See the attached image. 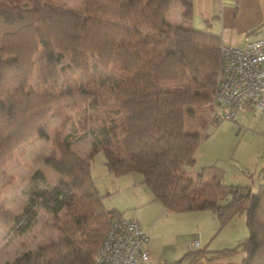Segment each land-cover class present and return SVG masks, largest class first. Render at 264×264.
<instances>
[{
    "label": "trees",
    "instance_id": "1",
    "mask_svg": "<svg viewBox=\"0 0 264 264\" xmlns=\"http://www.w3.org/2000/svg\"><path fill=\"white\" fill-rule=\"evenodd\" d=\"M171 1L85 0L68 7L48 0H0V165L35 136H47L44 123L68 96H89V109L107 115L97 128L82 124L86 130L80 137L96 136L87 157L75 153L68 133L56 130L53 144L59 157H47L44 163L67 180L50 185L37 171L35 177L46 187H31L20 214L0 205V224L13 223L26 232L35 223L37 207H43L60 232L56 240L4 264H92L107 228L121 216L106 209L91 175L96 145L105 153L108 170L140 172L153 199L168 210H212L223 224L244 211L251 235L218 250L219 255L243 251L237 264H264V167L257 193L250 185L223 184L215 165L199 169L200 178L211 176L202 181L201 198L191 193L193 179L187 172L194 167L202 136L187 131L185 122L196 107L212 100L221 41L212 32L169 21ZM180 2L182 17H189L191 1ZM38 60L51 74L65 62L62 74L79 72V83L71 80L55 92H39L31 84ZM98 69L116 73L92 75ZM211 115L209 123L221 120ZM206 251L190 250L177 263L201 264Z\"/></svg>",
    "mask_w": 264,
    "mask_h": 264
},
{
    "label": "rangeland",
    "instance_id": "2",
    "mask_svg": "<svg viewBox=\"0 0 264 264\" xmlns=\"http://www.w3.org/2000/svg\"><path fill=\"white\" fill-rule=\"evenodd\" d=\"M10 3L13 0H1ZM85 0H48L53 4H64L68 7L81 6ZM181 0H172L166 17L177 23L176 11ZM182 21V20H181ZM181 25H185L184 22ZM34 73L31 84L39 86L38 91H53L79 83V72H64L57 65L51 74L47 65L41 61ZM91 70L92 75L116 73L112 69ZM77 79V80H76ZM44 81V82H43ZM42 82V83H41ZM90 97L77 92L60 101L58 113H53L43 125L47 136H35L28 143L18 147L10 158L0 165V205L12 215L22 212L28 202L33 185L46 187L37 171L45 176L46 183L52 185L60 179L67 180L44 163V159L53 155L59 157V151L53 144L56 130L62 135L68 133L75 142L72 149L81 157H87L96 142V136L84 134L82 124L88 128L95 126L107 117L104 110L89 109L87 101ZM211 102L195 109V113L186 119L187 131H198L201 141L195 151V164L187 174L193 179L192 195L201 198L202 181L211 176H198L199 169L215 165L219 169L218 178L225 185H250L253 193L258 192L260 183L259 172L264 167V112L255 109V114L242 117L236 116L234 121L222 119L217 123H209L212 117ZM221 112V109H219ZM64 125L61 126L63 118ZM213 119V118H212ZM88 120V121H87ZM205 124V125H204ZM99 136V135H98ZM77 139V140H76ZM91 162V175L106 209L117 210L127 217H135L142 223L153 224L151 242H146V249L154 258L141 264H175L187 251L196 249L207 250L201 264H237L245 253L222 254L218 250L231 248L239 241L248 238L251 230L247 226L246 213L238 211L224 224L218 214L212 210L198 211H163V204L152 201L143 204L142 199L152 195L140 172L116 174L108 170L105 164V153L100 146H95ZM213 178V177H212ZM211 180V179H210ZM153 196V195H152ZM223 202V201H222ZM142 204V205H141ZM162 208V209H161ZM63 211L59 213L61 215ZM133 215V216H132ZM54 216L43 207H37L35 223L26 232H20L13 223L0 224V264L12 261L25 251H36L50 240H56L60 232L54 227ZM198 242V246L194 243ZM217 255L216 258L212 256ZM150 257V255H149ZM150 259V258H149Z\"/></svg>",
    "mask_w": 264,
    "mask_h": 264
},
{
    "label": "built area",
    "instance_id": "3",
    "mask_svg": "<svg viewBox=\"0 0 264 264\" xmlns=\"http://www.w3.org/2000/svg\"><path fill=\"white\" fill-rule=\"evenodd\" d=\"M211 104L212 113L221 120L234 121L241 110L248 108L264 112V37L247 39L242 45L220 44ZM147 241L136 219L120 216L107 228L92 264L146 263Z\"/></svg>",
    "mask_w": 264,
    "mask_h": 264
},
{
    "label": "crops",
    "instance_id": "4",
    "mask_svg": "<svg viewBox=\"0 0 264 264\" xmlns=\"http://www.w3.org/2000/svg\"><path fill=\"white\" fill-rule=\"evenodd\" d=\"M190 1L191 14L187 18L182 17L183 8L181 3L179 4V7L176 11V18H179L177 23L181 24L184 22L188 27L201 31L203 30L212 32L213 34H216L220 37V41L223 44L242 45L247 39L264 37V0ZM251 114H255V108L243 109L237 114V116L246 117L250 116ZM152 195L146 197L147 199H142L144 201L143 204L156 201L153 199ZM164 211L170 212L171 210L166 209L163 205L162 212ZM121 216L127 217L123 214H121ZM128 218L136 219L144 232L148 236L151 234L153 224L147 222L142 223L137 218L131 216ZM150 242L151 238L149 237L148 243ZM184 254L181 256V258L184 256ZM149 255V260L154 258V255L150 250ZM180 259H178V261ZM175 264L178 263L175 262Z\"/></svg>",
    "mask_w": 264,
    "mask_h": 264
}]
</instances>
